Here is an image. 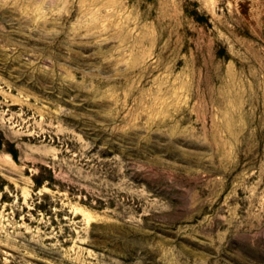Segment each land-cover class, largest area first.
I'll list each match as a JSON object with an SVG mask.
<instances>
[{"label":"rangeland","instance_id":"rangeland-1","mask_svg":"<svg viewBox=\"0 0 264 264\" xmlns=\"http://www.w3.org/2000/svg\"><path fill=\"white\" fill-rule=\"evenodd\" d=\"M0 264H264V0H0Z\"/></svg>","mask_w":264,"mask_h":264},{"label":"trees","instance_id":"trees-1","mask_svg":"<svg viewBox=\"0 0 264 264\" xmlns=\"http://www.w3.org/2000/svg\"><path fill=\"white\" fill-rule=\"evenodd\" d=\"M39 182V181H38Z\"/></svg>","mask_w":264,"mask_h":264}]
</instances>
